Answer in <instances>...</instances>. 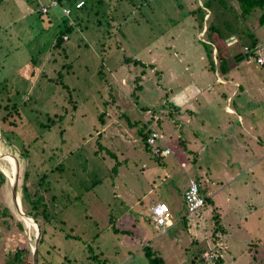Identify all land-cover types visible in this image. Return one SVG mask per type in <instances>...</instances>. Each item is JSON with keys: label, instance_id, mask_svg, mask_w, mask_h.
Wrapping results in <instances>:
<instances>
[{"label": "rangeland", "instance_id": "obj_1", "mask_svg": "<svg viewBox=\"0 0 264 264\" xmlns=\"http://www.w3.org/2000/svg\"><path fill=\"white\" fill-rule=\"evenodd\" d=\"M202 2L86 0L72 12L63 8L73 30L57 45L63 18L56 16L59 7H51L53 2L0 0V104L9 96L21 113L10 139L0 125V264H21L12 256L23 246L28 260L38 247L37 264H149L147 246L165 264H220L215 257L221 253L223 264H264V210L245 221V202L220 201L222 234L214 206L207 203L188 214L181 198L189 175L220 181L224 169L229 172L246 158L228 150L231 140L224 133L207 136L215 133L210 118L225 120L226 114L205 100L219 99L223 106L228 98L217 94V76L212 70L206 75L204 65L209 58L204 30L212 16L205 15L198 31L196 15L189 14ZM245 23L264 37L256 15ZM232 39H217L228 73L243 83L242 91L229 97L250 109L262 85L254 63L246 56L235 58L244 39ZM191 80H214V87L180 93ZM183 96L188 100L177 113ZM176 114L193 127L182 131L188 152H176L177 163L172 151L156 160L145 150L140 128L156 129ZM167 126L172 129L171 120ZM34 138L32 147L40 155L29 159L20 147ZM168 144L174 147L173 140ZM165 163L172 168L163 169ZM25 187L31 201L40 198L39 211L46 203L48 223L24 214ZM229 189L242 191L238 181ZM153 199L166 200L175 221L163 235L150 216ZM184 216L188 220L181 222ZM210 241L220 244L214 259L196 257Z\"/></svg>", "mask_w": 264, "mask_h": 264}, {"label": "crops", "instance_id": "obj_2", "mask_svg": "<svg viewBox=\"0 0 264 264\" xmlns=\"http://www.w3.org/2000/svg\"><path fill=\"white\" fill-rule=\"evenodd\" d=\"M237 60H241V58L238 57ZM204 65L206 67L205 69L208 71L206 75H208L210 73L209 70L211 69L207 68L208 65L207 61L204 63ZM254 65H255L254 69L256 73L259 74L260 85H262V89L261 92L255 96L256 99H254L255 102L252 108L248 109L246 105L243 106L241 105V103H237L236 99L229 97V95H234V94L237 95L240 92V90L242 91L243 89V83L240 80L233 78L232 75L228 73V70L230 69H228L227 72H225L222 75H219L218 71L213 72L217 76L215 80L220 83L218 85L219 87L217 94L219 96H227L228 101L224 103V105L222 106L221 105L222 102L219 99L205 100L206 103L212 102L213 104L217 105V108L219 110H223V112L226 114L225 120H219V118L217 120H213V117L210 118L211 122L214 125L213 130L215 129V133L214 135L208 134L207 136L211 139L213 137H216L224 133L227 137V141L231 140L230 148H228V150L233 151L235 154L237 152H240L242 155L245 154L246 158H242V160H238L237 166L235 167L230 166L229 172L227 171V169H224V174H222V179L220 181L217 180L216 178L215 179L210 178L208 174H201L199 176L198 174L189 175V181L190 179H195L196 181H198L200 188L204 192V194L203 193L202 194L209 199V201L211 202V204L209 203L211 207L214 206V208L217 209L219 217L220 215L222 216V210H221L222 206L220 201L232 202V201H237V199L239 198L242 202H245L247 204V212L245 213L244 216H242L244 217L245 221L252 215L258 216V214H260L259 212L264 210V166L262 165L264 160V99H263L264 67H260L256 64ZM234 68L239 69L237 65ZM253 80L256 82V79L254 77ZM191 82L192 80L187 82L184 85L185 86L184 89L180 90V93H184V91L187 90L190 91L191 89L193 91L194 89L198 88L199 90L202 91L203 89L206 88L210 89L214 87V80H211L209 82H196V84ZM183 97L184 99L180 100L179 103H177V106H179V108L176 109L177 113L183 109L184 104L188 100L185 96ZM176 99H178V95L176 96ZM247 102L248 101H246V103ZM177 117H178L177 114L175 116V119L173 115H169L166 117L167 119L165 120L162 119L160 121L159 127L163 129V132L165 134H163L160 131L161 129H158L159 127L156 128L162 137L161 140L159 141L160 146L168 147L172 151L170 155L175 156L176 163H177V155H179L176 154V152L178 153V151H180V154L184 153L185 155L186 152H188L187 145L186 144L184 145L182 143L183 142L182 131L183 129H188V131L193 129V127L189 126L191 125V122L185 119L184 116H179L180 117L179 119ZM168 120H171L172 122V126H171L172 129H170L168 126L166 127ZM200 125L201 127L204 125V120H201ZM168 128L171 130L170 133H168L167 131ZM169 140H173V144H174L173 148L171 147V145L168 144ZM200 147L202 149L203 146L200 145ZM174 149L177 150L175 151ZM181 161H182L181 165L185 167L186 166L185 161L183 160ZM172 163L169 164L170 166H168L165 163L164 165H162V168L171 169L173 166ZM167 176L168 175H166V177ZM237 181L239 182V186L242 190V191L239 190L238 194L232 189H229ZM188 184L189 183H187L186 187L183 188L181 192L182 202H184L183 193L188 187ZM219 196H221V199L217 200ZM231 197L235 199L231 200L230 199ZM152 201L153 202L151 206L158 201H163L168 204L166 200L153 199ZM168 205L170 207V204ZM181 218L182 217H180L179 220ZM186 218L187 217H185V222L188 220ZM181 222H183V218ZM174 224L175 221L173 220V223L170 227H172ZM140 230L143 232V229ZM159 234L163 235L161 233ZM39 240L40 238L38 239V245H39ZM33 254L34 255L32 257V260H30L31 264L33 263L37 264V260H38L37 258L39 256L38 247L36 248V251ZM221 257H222V253H221ZM64 260L65 261L67 260L66 256L64 257Z\"/></svg>", "mask_w": 264, "mask_h": 264}, {"label": "trees", "instance_id": "obj_3", "mask_svg": "<svg viewBox=\"0 0 264 264\" xmlns=\"http://www.w3.org/2000/svg\"><path fill=\"white\" fill-rule=\"evenodd\" d=\"M78 1L79 0H49V3L55 2V4L51 7H59V9L56 12V16L58 18H60V16H62V18H63L61 20L62 25H60L59 31H58V33L56 35V39H55L57 45H60L63 42V36L65 34L71 32L73 30V26L67 24L68 19L65 18V14L63 13V8H68L72 12V8L77 7ZM202 1H203L202 4L198 5L196 7V9H192L191 11H189V14L190 15H196L197 22H198L196 27H197L198 31H200L204 27L203 23L205 22V15H211L212 16V19L209 20V24H208L207 28L204 30L207 32V36H206L207 42L206 43L208 44L207 48H208V52H209L207 68L213 70V72L218 71L219 75H222L225 72H227L229 67H227L226 59H225L224 55L221 53V49H220V46L217 42V39L218 40L221 39V40L225 41V39H227V38L228 39L233 38L232 41H236V37L244 39L243 50L238 52V53H242L243 58L245 56L248 57L249 60L252 61L254 64H256L260 67H264V64L259 65V64L255 63L251 59V56H250V54H253L254 57L257 56V54L253 52V49H254L253 47L258 42L263 41L264 37L257 36L256 33L250 29V26L245 23V21L248 20L250 16L256 15L258 18V25L262 26L264 24V0H202ZM230 2H232V4ZM81 3L83 5L84 3H86V0H83V2H81ZM81 6L77 7V8H82ZM235 6H237L239 8V11H236ZM36 8H38V7H36ZM49 8H50V6H49ZM49 8H48V10H50ZM48 12L49 11H47V13ZM242 22L245 25V28L242 27V25H243ZM226 41H225V43H226ZM216 42H217V45L215 44ZM229 44H231V43H229ZM245 47L248 48L250 50V52L244 51ZM213 51H216L215 54L217 56V59H218L217 62L218 63H216L214 61ZM31 61L34 62V57H31ZM12 100H13L12 98L7 96V98H6L7 103L4 104L3 106L0 104V107H2L3 110H5V113L0 115V125L3 129V131H1V134L3 136H5V138H7V139H10L12 136L15 135V131L11 126L16 127V125L18 124V121L16 119L21 118V113L19 110L20 105L17 104L16 102H12ZM146 110H148V107ZM13 117H15V118H13ZM7 126H9V128L7 130H5V127H7ZM47 126H49V125H47ZM156 126H157V128L159 127V125H156ZM150 129L148 130L146 126H143L142 128H140V134H141V136H143L142 139H143V142L145 144L144 148L149 153H150V151L152 152V149L150 146L147 145L146 137L149 135ZM34 141H35V138L32 141H30L29 143H23L22 146L20 147V150H22L21 153L23 154V156H26L29 159H30V155H32V154L35 155L36 157H39V155H40L39 151L37 149H35L34 147H32V144L34 143ZM153 157L156 158V160H160V158H161L160 156H157V155L156 156L153 155ZM0 175H1V178L4 179V175L2 172H0ZM44 176H46V174H44ZM24 178H25V180H27L29 178V172L28 171L25 172ZM197 183H198V181H197ZM198 186H199V184H198ZM24 191H25V196L22 197V199H21L22 205H23V210L25 212L24 214L34 218L36 223L39 221L40 217L45 218L44 223H46V222L48 223L50 216L49 215L47 216V213H46V209H45L46 203L43 204V209H41L39 211L38 207L41 204L40 198H37L36 200L31 201L30 198L28 197L29 195L27 193L26 187L24 188ZM199 192L203 196V198L205 199V205L207 203L211 204L209 199L203 195L204 192L200 188V186H199ZM53 199H55L54 196H53ZM216 216H217L216 219H217V222L219 225L218 231H220V233H222V234H225L226 229L220 223L219 214L217 213ZM185 217L186 216L183 217L184 222H185ZM39 226H41V225H39ZM40 231H41V234L43 231V236L48 233L46 228H43L42 230L40 229ZM41 242H42V238L40 237L39 244ZM210 242L211 243L206 242L203 247H199V252H198L196 257H198L204 261H207V259L208 260L214 259L215 254L213 252V249L219 247L220 244H218L219 242L217 243V241L216 242L210 241ZM24 249H26V247H24V246L16 249V252L14 253V255L12 257H14L16 259V261L18 260L21 264H31V261L28 260V258H26V256H25V250ZM218 249L220 250L221 248H218ZM206 253H208L210 255L214 254V256L213 257L212 256L211 257L206 256L205 255ZM218 253L220 254V252H218ZM144 254H145L146 258L148 259L149 264H165L164 259L155 250H153L150 246H147L144 248ZM91 257H94V255H92ZM215 258L217 259L218 263L223 264V260H222L221 255L219 257H215Z\"/></svg>", "mask_w": 264, "mask_h": 264}, {"label": "built area", "instance_id": "obj_4", "mask_svg": "<svg viewBox=\"0 0 264 264\" xmlns=\"http://www.w3.org/2000/svg\"><path fill=\"white\" fill-rule=\"evenodd\" d=\"M53 4H55V2H53ZM43 8L44 12L47 11L46 7ZM65 9L66 12L70 11L68 8ZM253 48V52L256 53L257 56L254 57L253 54H250L251 59L259 65L264 64V40L258 42ZM244 51L250 52V50L246 47L244 48ZM161 138L162 137L159 132L154 128L150 129L149 135L146 137L147 145L151 147L152 153L157 156H165L171 152L168 147L160 146L159 141ZM183 199L188 214H195L205 206V199L200 194L199 186L195 179H190L188 187L183 193ZM150 216L153 221L154 228L161 234L166 233L168 228L173 223L170 207L163 201H158L150 207ZM205 255L210 257L214 256V254L210 255L208 253Z\"/></svg>", "mask_w": 264, "mask_h": 264}, {"label": "water", "instance_id": "obj_5", "mask_svg": "<svg viewBox=\"0 0 264 264\" xmlns=\"http://www.w3.org/2000/svg\"><path fill=\"white\" fill-rule=\"evenodd\" d=\"M236 58L240 57L241 59L243 58L242 57V53H238L237 55H235Z\"/></svg>", "mask_w": 264, "mask_h": 264}, {"label": "bare ground", "instance_id": "obj_6", "mask_svg": "<svg viewBox=\"0 0 264 264\" xmlns=\"http://www.w3.org/2000/svg\"><path fill=\"white\" fill-rule=\"evenodd\" d=\"M14 173V172H13ZM28 220H30L28 217H27Z\"/></svg>", "mask_w": 264, "mask_h": 264}]
</instances>
